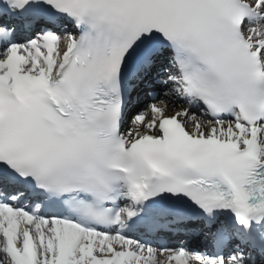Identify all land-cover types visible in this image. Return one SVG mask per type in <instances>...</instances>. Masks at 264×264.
Masks as SVG:
<instances>
[{
	"label": "snow or ice",
	"instance_id": "1",
	"mask_svg": "<svg viewBox=\"0 0 264 264\" xmlns=\"http://www.w3.org/2000/svg\"><path fill=\"white\" fill-rule=\"evenodd\" d=\"M0 264H264V0H0Z\"/></svg>",
	"mask_w": 264,
	"mask_h": 264
}]
</instances>
